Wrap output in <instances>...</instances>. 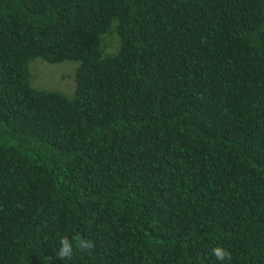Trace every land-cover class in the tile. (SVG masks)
Masks as SVG:
<instances>
[{
	"label": "trees",
	"instance_id": "16d2710c",
	"mask_svg": "<svg viewBox=\"0 0 264 264\" xmlns=\"http://www.w3.org/2000/svg\"><path fill=\"white\" fill-rule=\"evenodd\" d=\"M0 264H264V0H0Z\"/></svg>",
	"mask_w": 264,
	"mask_h": 264
},
{
	"label": "rangeland",
	"instance_id": "374dc122",
	"mask_svg": "<svg viewBox=\"0 0 264 264\" xmlns=\"http://www.w3.org/2000/svg\"><path fill=\"white\" fill-rule=\"evenodd\" d=\"M71 65L75 66L71 74ZM77 63L64 61L61 63H43L41 60H34L29 64V72L31 76V67L33 69L34 81L39 89L45 91H57L68 97L72 96L73 89L72 80L74 81ZM73 90V91H72Z\"/></svg>",
	"mask_w": 264,
	"mask_h": 264
},
{
	"label": "clouds",
	"instance_id": "9594fccd",
	"mask_svg": "<svg viewBox=\"0 0 264 264\" xmlns=\"http://www.w3.org/2000/svg\"><path fill=\"white\" fill-rule=\"evenodd\" d=\"M76 246L81 249H86V248H90L92 245L90 241L81 239L78 241ZM72 254H73V244L69 241L67 237H62L59 240V248L56 255L61 259H63V258H71ZM212 254L215 256L217 260L220 261H224L225 258L229 255L226 249L219 246L214 247L212 249Z\"/></svg>",
	"mask_w": 264,
	"mask_h": 264
}]
</instances>
